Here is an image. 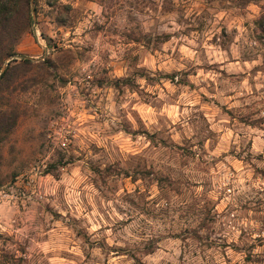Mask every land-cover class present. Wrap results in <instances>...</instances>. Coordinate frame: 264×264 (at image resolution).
Listing matches in <instances>:
<instances>
[{
  "label": "clouds",
  "instance_id": "9594fccd",
  "mask_svg": "<svg viewBox=\"0 0 264 264\" xmlns=\"http://www.w3.org/2000/svg\"><path fill=\"white\" fill-rule=\"evenodd\" d=\"M13 4L0 264H264V0Z\"/></svg>",
  "mask_w": 264,
  "mask_h": 264
},
{
  "label": "trees",
  "instance_id": "16d2710c",
  "mask_svg": "<svg viewBox=\"0 0 264 264\" xmlns=\"http://www.w3.org/2000/svg\"><path fill=\"white\" fill-rule=\"evenodd\" d=\"M12 3V0H0V26L7 29L9 27V23L15 22V5H12V11L10 14L9 5Z\"/></svg>",
  "mask_w": 264,
  "mask_h": 264
}]
</instances>
